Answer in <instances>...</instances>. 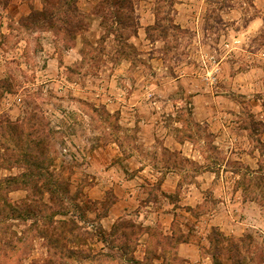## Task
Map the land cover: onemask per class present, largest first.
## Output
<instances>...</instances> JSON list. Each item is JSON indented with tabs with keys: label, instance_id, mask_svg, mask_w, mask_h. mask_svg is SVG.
Wrapping results in <instances>:
<instances>
[{
	"label": "rangeland",
	"instance_id": "rangeland-1",
	"mask_svg": "<svg viewBox=\"0 0 264 264\" xmlns=\"http://www.w3.org/2000/svg\"><path fill=\"white\" fill-rule=\"evenodd\" d=\"M102 1L69 36L22 25L42 0H0V179L27 171L17 143L46 171L0 188V264H232L213 228L264 264L255 0H132L127 45Z\"/></svg>",
	"mask_w": 264,
	"mask_h": 264
},
{
	"label": "trees",
	"instance_id": "trees-1",
	"mask_svg": "<svg viewBox=\"0 0 264 264\" xmlns=\"http://www.w3.org/2000/svg\"><path fill=\"white\" fill-rule=\"evenodd\" d=\"M42 9H35L31 7V12L26 15L22 20V25L29 27L30 25H39L40 27L47 26L53 31L64 34L72 35L84 28V15L78 8V0H42ZM100 12H102V24L111 23L108 30L114 34L116 40L123 41V34L120 28L127 26H134V19L131 12H134V3L132 0H103L100 4ZM125 45L127 42L125 40ZM11 126V125H10ZM18 147L22 148L19 153L14 157V161L23 163L27 171L21 176H8L0 179V188L3 185L16 186L19 183L26 184L35 182L34 186L38 188V180L46 175L43 162L40 160L37 151L32 150V146L23 148L24 145L17 143ZM16 145V146H17ZM0 160L7 161L8 159L0 154ZM48 173V172H47ZM50 174V173H49ZM24 177H27L26 179ZM50 194H55L56 190L51 187L49 183H44ZM25 218H31L38 213L37 208L32 203H26L22 207ZM37 217V216H36ZM50 222L53 218L50 217ZM65 225H70L68 221L64 222ZM242 238L230 241L226 240L225 236L217 228H213L210 234V242L215 249H221L220 252L228 253L232 264H248L245 259L244 253L241 251ZM225 241L227 246L221 245ZM214 263H220L217 254L212 253Z\"/></svg>",
	"mask_w": 264,
	"mask_h": 264
},
{
	"label": "crops",
	"instance_id": "crops-1",
	"mask_svg": "<svg viewBox=\"0 0 264 264\" xmlns=\"http://www.w3.org/2000/svg\"><path fill=\"white\" fill-rule=\"evenodd\" d=\"M255 4L257 5L258 8V13L260 16H256L252 18L246 25V29H253L257 26H260L261 21L260 19L264 18V0H255ZM263 22V21H262Z\"/></svg>",
	"mask_w": 264,
	"mask_h": 264
}]
</instances>
